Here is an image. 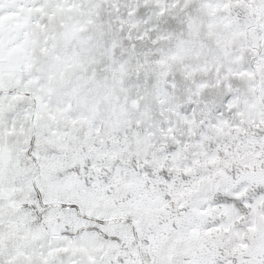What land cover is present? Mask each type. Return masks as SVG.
<instances>
[{
  "label": "snow or ice",
  "instance_id": "1",
  "mask_svg": "<svg viewBox=\"0 0 264 264\" xmlns=\"http://www.w3.org/2000/svg\"><path fill=\"white\" fill-rule=\"evenodd\" d=\"M0 264H264V0H0Z\"/></svg>",
  "mask_w": 264,
  "mask_h": 264
}]
</instances>
